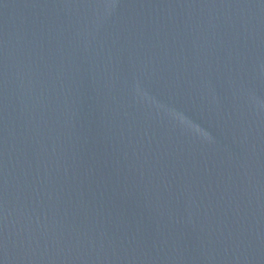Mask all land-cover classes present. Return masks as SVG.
<instances>
[{
	"label": "water",
	"instance_id": "obj_1",
	"mask_svg": "<svg viewBox=\"0 0 264 264\" xmlns=\"http://www.w3.org/2000/svg\"><path fill=\"white\" fill-rule=\"evenodd\" d=\"M0 264H264V0H0Z\"/></svg>",
	"mask_w": 264,
	"mask_h": 264
}]
</instances>
